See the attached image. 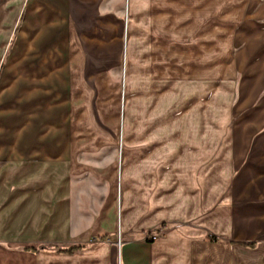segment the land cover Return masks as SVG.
I'll return each mask as SVG.
<instances>
[{
  "label": "crops",
  "instance_id": "obj_1",
  "mask_svg": "<svg viewBox=\"0 0 264 264\" xmlns=\"http://www.w3.org/2000/svg\"><path fill=\"white\" fill-rule=\"evenodd\" d=\"M206 13L213 27L221 29L225 21L230 31L246 30L238 57L251 59L244 68L259 81L245 93L264 96V0L25 1L0 72V264H264V129L232 183L229 203L213 206L209 200L207 216L198 193H190L186 183L174 184L169 193L157 185L156 167H143L134 176L124 169L117 231H112L115 218L105 210L92 241L76 240L70 201L78 120L111 128L119 116L126 127L128 96L147 93L155 102L167 95L176 60L190 64L183 79L189 78L192 63L199 61L191 52L201 46ZM173 31L182 32L181 41L174 42ZM120 64L124 94L119 104V84L111 73ZM229 72L225 78L233 77ZM139 76L148 82H129ZM223 81L214 82L213 94L230 89ZM78 84L90 94L80 116ZM261 104L264 113V97ZM156 124L149 119L150 127ZM164 126L169 137L173 124ZM185 136L165 138L161 150L168 154L169 148L177 161L198 158L199 144L189 157L182 146ZM254 176L260 179L254 182ZM150 235L159 237L146 242ZM116 236L118 245L110 240ZM77 245L83 248L62 251Z\"/></svg>",
  "mask_w": 264,
  "mask_h": 264
},
{
  "label": "rangeland",
  "instance_id": "obj_2",
  "mask_svg": "<svg viewBox=\"0 0 264 264\" xmlns=\"http://www.w3.org/2000/svg\"><path fill=\"white\" fill-rule=\"evenodd\" d=\"M25 1L0 0V72L11 49V41L20 29L21 12ZM211 17L207 13L204 15L201 46L192 48L191 54L199 61L192 63L189 78L183 79L190 64H182L178 60L173 62L174 82L172 90H168L170 93L158 97L155 102L152 100L154 97L147 93L142 94V98L133 96L134 94L128 96L130 104L126 127L124 118L119 116L116 119V126L111 128L80 125L84 120H78L76 179L74 188L71 189L70 201L71 218L76 219L78 244H89L92 241L90 238L97 235L95 228L105 210L109 211L108 218H115L112 231H117L120 211L119 185L124 169L126 173L134 176L139 172L142 174L143 167H156L157 185L162 186V189L166 188L163 191L167 192L172 190L174 184L176 186L178 183H186L190 193L197 192L205 205L204 216L210 214L212 210L207 208L209 200H211L209 204L213 206L229 203L232 183L246 166L254 137L264 129L261 127L264 124L261 104L264 96L245 93L252 85L258 86L255 83L259 81L253 79L252 83L250 67L248 68L250 72L244 68L250 65L251 59L248 61L244 57H238L242 50L240 42L244 41L246 30L230 31L229 23L225 21H222L221 29H218L213 27ZM237 22L240 23L238 17ZM181 34L180 31H173L174 42L177 41L175 38L181 41ZM188 39L191 40V37ZM140 64L139 67L142 68L144 63ZM122 65L111 73L114 74V81L119 84L120 91L117 93L119 104L122 103L124 94ZM197 68L198 71L201 69L203 71L204 76L201 80L196 78ZM228 72L233 77L225 78ZM133 79L129 81L133 85L148 82L146 78L140 76ZM223 79L224 84H231L230 89L229 85L224 86L222 94H218L219 88L216 86V93L213 94L214 82L218 85ZM184 80H188V83H183ZM197 83L201 86L200 90L195 85ZM215 95H218V99ZM78 98L82 99L77 103V114L80 116L81 111L89 107L90 100V94L82 84H78ZM163 99L165 100L158 103ZM92 101L94 102V98ZM149 119L156 120V128L149 126ZM166 123H170V126L173 124L174 131L168 135L169 137H166L164 126ZM182 132L186 135L185 144L182 146L188 147L189 157L194 154L191 151H197L199 144L198 158L177 161L178 159L169 153L171 152L169 148H165L168 154L161 150L165 138L169 139ZM217 177L220 182H216ZM249 178L250 176L245 177ZM259 179L253 177L254 182ZM218 183L220 187L216 188ZM163 191L158 194L166 195L167 192ZM91 227L93 229L89 230ZM84 231L90 236L84 234L82 237ZM158 237L159 235H150L146 242L156 240ZM211 239L215 240V237L211 236ZM110 240L117 245L120 241L118 236Z\"/></svg>",
  "mask_w": 264,
  "mask_h": 264
},
{
  "label": "trees",
  "instance_id": "obj_3",
  "mask_svg": "<svg viewBox=\"0 0 264 264\" xmlns=\"http://www.w3.org/2000/svg\"><path fill=\"white\" fill-rule=\"evenodd\" d=\"M82 248H83L82 245H77V246H73L68 249L62 250V251L67 252V253H73V251L81 250Z\"/></svg>",
  "mask_w": 264,
  "mask_h": 264
},
{
  "label": "built area",
  "instance_id": "obj_4",
  "mask_svg": "<svg viewBox=\"0 0 264 264\" xmlns=\"http://www.w3.org/2000/svg\"><path fill=\"white\" fill-rule=\"evenodd\" d=\"M153 239H155V238H153Z\"/></svg>",
  "mask_w": 264,
  "mask_h": 264
}]
</instances>
